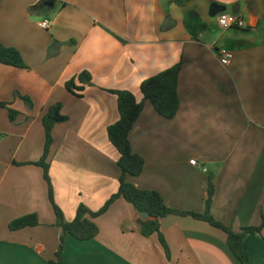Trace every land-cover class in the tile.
Segmentation results:
<instances>
[{
  "label": "crops",
  "instance_id": "0c3cea01",
  "mask_svg": "<svg viewBox=\"0 0 264 264\" xmlns=\"http://www.w3.org/2000/svg\"><path fill=\"white\" fill-rule=\"evenodd\" d=\"M213 4L227 13L239 9L246 29L217 35ZM190 11L208 26L197 39L183 24ZM44 21L51 22L49 30ZM0 43L18 50L28 66L0 64V104L18 114L11 121L9 109L0 107V264H48L61 244L44 170L35 165L44 155L49 109L60 104L68 119L53 130L48 163L55 203L71 222L81 205L97 212L119 191V153L108 128L120 116L110 92L128 91L141 101L142 83L178 64L180 110L166 120L145 104L130 135L145 168L128 181L160 193L174 210L203 214L212 178L218 221L237 233L261 226L264 0H192L184 9L173 0H0ZM217 49L234 52L227 67ZM84 73L92 82L77 97L66 84ZM31 214L39 217L38 227L10 229ZM140 219L133 205L117 200L94 220V240L65 237L63 264H241L227 235L206 222L163 218L167 257L157 234L142 235ZM244 249L245 264H264V228L245 239Z\"/></svg>",
  "mask_w": 264,
  "mask_h": 264
},
{
  "label": "trees",
  "instance_id": "16d2710c",
  "mask_svg": "<svg viewBox=\"0 0 264 264\" xmlns=\"http://www.w3.org/2000/svg\"><path fill=\"white\" fill-rule=\"evenodd\" d=\"M191 1L192 0H173L174 4L181 9L186 8ZM183 24L187 33L194 39L199 38L208 28L200 14L196 11L186 13ZM0 64L17 69H28L19 51L14 48L6 47L2 43H0ZM181 69L182 64H178L144 81L141 85V94L143 96L141 101H138L135 95L128 91L110 92L118 98L120 116L118 122L108 128L109 141L119 153L118 167L121 172L119 191L97 212H92L84 205H81L75 219L71 222L66 220L64 213L55 203L50 165L48 163V158L54 143L53 130L57 124L65 123L68 119L62 114V106L60 104L50 108L48 113L44 116V155L41 161L35 165L40 166L44 170L50 201L56 215V225L63 231L61 244L55 255V259L48 264H63L66 236H72L81 242L94 240L99 235V228L94 220L107 213L110 207L119 199H124L126 202L133 205L141 215L147 214L146 220H139L142 235L149 238L157 234L167 257H170V249L165 237L161 233V220L168 216H180L191 217L195 220L206 222L212 227L223 231L227 235V242L231 252L239 262L245 264L249 260V254L244 249V241L250 235L261 233V230L264 228V218L260 227L243 228L239 233L218 221L212 215L211 211L212 200L215 195V186L212 178L210 179L208 189L209 198L206 202V209L203 214L174 210L166 205L160 193L140 190L128 181L129 177H140L145 168V160L133 152L130 141L131 132L143 113L147 102L153 106L154 110L162 118L166 120H173L176 118L181 107V100L178 92ZM91 82V76L88 73H84L77 79L69 81L66 84V88L71 94L81 97L82 92ZM23 100L30 107L32 106L30 99L24 98ZM0 107L9 109L10 120L15 121L18 115L17 112L11 110L7 104H0ZM39 225V217L36 214H31L12 222L10 229L12 231H20L26 228L38 227Z\"/></svg>",
  "mask_w": 264,
  "mask_h": 264
},
{
  "label": "built area",
  "instance_id": "2783aa9c",
  "mask_svg": "<svg viewBox=\"0 0 264 264\" xmlns=\"http://www.w3.org/2000/svg\"><path fill=\"white\" fill-rule=\"evenodd\" d=\"M218 24L219 27L224 30H231V29H239L243 30L246 29L244 21L234 13H222L218 16ZM52 24L50 21H44L41 24V27L44 30H49L51 28ZM218 58L221 62V64L225 67H227L234 59V52L227 50V49H217L216 50ZM191 164L193 166H197L198 163L196 161H192Z\"/></svg>",
  "mask_w": 264,
  "mask_h": 264
},
{
  "label": "water",
  "instance_id": "95a60500",
  "mask_svg": "<svg viewBox=\"0 0 264 264\" xmlns=\"http://www.w3.org/2000/svg\"><path fill=\"white\" fill-rule=\"evenodd\" d=\"M227 11V8L226 7H224V6H221V5H217V4H213L212 6H211V8H210V15H211V17L212 18H216V17H218L220 14H222V13H225ZM239 12V9L237 10H235L234 11V13H238ZM169 20H167V22H166V28L168 27L169 28ZM237 45H249L248 43H245V42H239V43H237ZM141 218L142 219H144V220H146L147 219V214H142L141 215Z\"/></svg>",
  "mask_w": 264,
  "mask_h": 264
},
{
  "label": "rangeland",
  "instance_id": "374dc122",
  "mask_svg": "<svg viewBox=\"0 0 264 264\" xmlns=\"http://www.w3.org/2000/svg\"><path fill=\"white\" fill-rule=\"evenodd\" d=\"M214 19L218 20L217 17L214 18ZM232 30H236V29H231V30H227V31H232ZM223 33H224V30L219 28L218 31H217V35L221 36Z\"/></svg>",
  "mask_w": 264,
  "mask_h": 264
}]
</instances>
